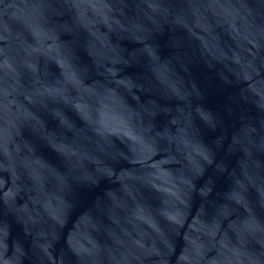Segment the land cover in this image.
<instances>
[{"label": "clouds", "instance_id": "clouds-1", "mask_svg": "<svg viewBox=\"0 0 264 264\" xmlns=\"http://www.w3.org/2000/svg\"><path fill=\"white\" fill-rule=\"evenodd\" d=\"M0 264H264V0H0Z\"/></svg>", "mask_w": 264, "mask_h": 264}, {"label": "water", "instance_id": "water-1", "mask_svg": "<svg viewBox=\"0 0 264 264\" xmlns=\"http://www.w3.org/2000/svg\"><path fill=\"white\" fill-rule=\"evenodd\" d=\"M192 46L194 48L200 47L199 45H196L195 42L190 41ZM202 43L205 49L209 52L210 55H215L216 57H219L221 55L222 49L229 47L230 42L225 40L222 36L217 35L215 38L208 37V38H202ZM193 75L199 77L202 82L205 80L204 74L202 73V70L198 64L193 65ZM210 95H209V103L213 107H218L222 104V95L219 93H216L214 90L211 89L210 85ZM212 138V134H209L207 136V139L210 141ZM222 186V182L218 185ZM93 199V194L85 193L82 194L79 201H78V207L73 212V217L79 215L81 209L88 208L89 204L91 203ZM81 220L87 224L89 222V219L87 217V214H85L83 217H81Z\"/></svg>", "mask_w": 264, "mask_h": 264}]
</instances>
